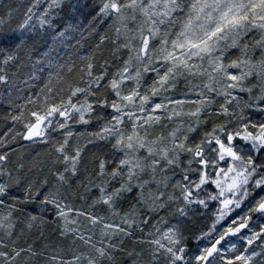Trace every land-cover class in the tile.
Wrapping results in <instances>:
<instances>
[{"label": "snow or ice", "instance_id": "snow-or-ice-1", "mask_svg": "<svg viewBox=\"0 0 264 264\" xmlns=\"http://www.w3.org/2000/svg\"><path fill=\"white\" fill-rule=\"evenodd\" d=\"M0 120V264H264V0H0Z\"/></svg>", "mask_w": 264, "mask_h": 264}, {"label": "trees", "instance_id": "trees-1", "mask_svg": "<svg viewBox=\"0 0 264 264\" xmlns=\"http://www.w3.org/2000/svg\"><path fill=\"white\" fill-rule=\"evenodd\" d=\"M10 125V122H4L0 120V134H3V132L7 131L8 126ZM48 235L51 236V232H48ZM128 246L132 247V241L128 242Z\"/></svg>", "mask_w": 264, "mask_h": 264}]
</instances>
